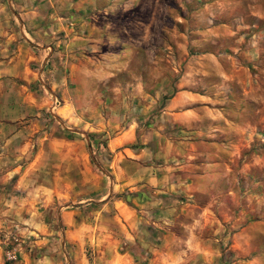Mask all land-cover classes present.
Wrapping results in <instances>:
<instances>
[{
	"label": "rangeland",
	"instance_id": "rangeland-1",
	"mask_svg": "<svg viewBox=\"0 0 264 264\" xmlns=\"http://www.w3.org/2000/svg\"><path fill=\"white\" fill-rule=\"evenodd\" d=\"M211 1H222L228 8L216 7L212 12L202 9ZM217 1L163 0L169 11L154 25L152 43L146 44L151 59L144 57V43L135 46L139 55L135 60L108 59L117 45L104 38L78 49L84 50L85 57L73 62L83 66L85 73L71 76L65 26L72 18V4L80 0H0V264H104L107 252L82 222L93 217L103 193L96 195L77 185L70 189L65 185L66 177L57 179L66 174L73 180L80 176L78 167L70 170L72 164L60 155L64 142L82 139L92 171L104 176L110 187L113 154L108 150V140L129 125L135 126V139L125 144L134 149L146 140L144 130L153 123L152 115L133 122L135 93L128 89V83L135 79L128 68L143 71L151 64L152 75L136 77L151 83L166 78L174 84L180 71L197 64L192 58L200 48L231 52V42L223 34L216 43L211 34L201 38L199 50L191 42L196 29L209 32L213 22L228 18L241 31L247 30L245 23H253L251 27L262 36L259 49L251 57L239 56L235 66L236 79H253L248 102L242 101L240 110L254 124L255 132L243 142L239 153L226 157L227 175L222 177V172H217L212 264H264V0ZM221 63L231 72L229 61ZM160 93L158 99L164 101L168 93ZM220 94L230 101L243 100L246 95L238 86L222 87ZM70 97L84 102L82 107H74L82 115L76 123L61 116ZM252 99L257 101L250 104ZM150 136L148 133L149 140ZM156 138L165 140L158 135ZM56 183L58 198L51 201L49 193ZM141 194L126 188L114 197L130 201ZM85 202H90L88 207ZM186 264L208 262L194 259Z\"/></svg>",
	"mask_w": 264,
	"mask_h": 264
},
{
	"label": "crops",
	"instance_id": "crops-1",
	"mask_svg": "<svg viewBox=\"0 0 264 264\" xmlns=\"http://www.w3.org/2000/svg\"><path fill=\"white\" fill-rule=\"evenodd\" d=\"M181 5L185 9V3ZM72 7V18L65 26L72 58L71 76L85 73L83 66L73 62L85 57L84 50L78 49L104 38L117 45V49L107 55L108 59L139 58L135 47L138 43H144V57L151 59V50L146 44L152 43L154 25L164 20L163 13L169 11L163 0L107 3L80 0ZM202 7L211 12L216 7L228 8L222 1L204 3ZM251 26L254 24L245 23L247 30L241 31L239 25L228 18L213 22L212 27H208L209 32L193 31L191 42L197 45L195 49L199 50L201 38L211 34L212 42L216 43V38L223 34L231 42V52L218 47L216 51L200 48L192 58L197 64L180 71L174 84L168 83L166 78L151 83L136 77L152 75L151 64L144 72L132 66L128 68L129 75L135 79L128 83V89L135 93L131 103L136 109L133 122L136 124L152 115L153 123L144 130L146 140L134 149L125 144L135 139V126L129 125L108 140V150L113 154L109 164L110 187L104 176L92 171L82 139L75 137L64 142L66 145L60 155H64L66 163L72 164L70 170L78 167L80 176L73 180L66 174L57 179L66 177L65 185L70 189L77 185L96 195L103 193L93 217L83 218L82 222L98 246L102 245V250L107 252L104 264H186L194 259L212 264V205L218 201L213 193L218 183L216 177L220 175L217 172H222V177L227 175L226 157L239 153L243 142L251 139L255 132L254 124L247 121V115L240 110L241 102H248L246 96L252 91L253 79L249 77L243 82L236 79L234 72L239 56L249 57L259 49L262 34ZM222 60L231 63V72L224 69ZM125 63H119L117 68L124 67ZM169 71L165 69V73ZM225 86H238L246 95L240 101L220 97V89ZM160 92L168 93L164 101L158 99ZM256 101L252 99L249 103ZM83 104L82 99L70 97L65 105L68 108L61 116L76 123L82 115L78 111V116L74 107ZM156 135L165 140L160 142ZM126 188L142 194L130 201L114 197ZM57 192L56 183L49 200L57 199ZM89 204L85 202L86 207ZM100 235L104 236L101 240Z\"/></svg>",
	"mask_w": 264,
	"mask_h": 264
}]
</instances>
